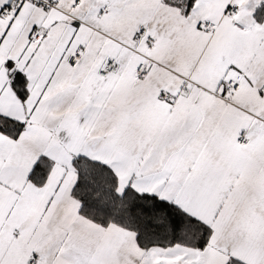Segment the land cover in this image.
I'll return each mask as SVG.
<instances>
[{
  "label": "snow or ice",
  "instance_id": "1",
  "mask_svg": "<svg viewBox=\"0 0 264 264\" xmlns=\"http://www.w3.org/2000/svg\"><path fill=\"white\" fill-rule=\"evenodd\" d=\"M0 264H264V0H0Z\"/></svg>",
  "mask_w": 264,
  "mask_h": 264
}]
</instances>
